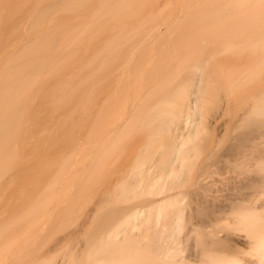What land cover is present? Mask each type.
Instances as JSON below:
<instances>
[{
  "label": "bare ground",
  "instance_id": "1",
  "mask_svg": "<svg viewBox=\"0 0 264 264\" xmlns=\"http://www.w3.org/2000/svg\"><path fill=\"white\" fill-rule=\"evenodd\" d=\"M131 1L0 0V145L18 123L31 121L29 109L33 104L37 103L39 110L46 107L59 110L71 100L93 110L95 130L85 138H92L100 147L99 161L107 157L111 142L115 144L121 138L127 119L129 124L148 130L147 141L138 152L139 156L150 153L148 157L140 156L136 168L140 173L133 177L143 178L141 170L154 167L155 161L149 159L153 152L150 148L157 142L161 145H156L159 150L153 148L161 158L156 180L149 182V190L152 187L159 198L146 210L139 207L110 210L97 221L77 251L60 259L51 255V248L35 245L39 236L35 224L45 210L56 205L52 199L57 196L52 195L59 184L54 181L46 190L29 189L16 195L19 198L9 210L3 209L0 196V264H264V30L254 32L259 34L252 36L254 41H250L252 37L249 39L252 48L245 40L251 55L248 75L253 90L236 93L233 159L230 163L224 156L219 191L215 195L219 203L216 202L217 207L196 209L185 220L180 206L183 195L175 194L174 190L183 184L185 169L193 160V147L199 138L206 62L199 54L198 60L184 69L163 63L152 66L149 74L157 80L150 83L147 77L137 84L138 88L149 86L146 91L150 93L139 97L134 93H111L110 82L124 74L129 61L120 62L113 71L109 68L112 55L116 59V50L125 42L124 33L127 29L134 30L121 16ZM245 11L238 10L237 16L244 17ZM216 13L219 19L227 16L223 10ZM109 14L120 16L111 24L110 32L96 42L94 61L85 65L86 62L77 60L78 46H84L95 19L104 21L106 27L109 25L108 19L107 23L101 19ZM205 16L215 17V13ZM155 30V34L160 32L158 28ZM145 38L141 36L140 43ZM242 73L243 77L246 72ZM39 93L43 95L39 97ZM117 104L127 109V118L118 122V117L114 123L110 115ZM63 171L66 175L67 167ZM62 175L59 178L65 177ZM16 178L1 187L3 194L12 193ZM140 184L138 180L122 182L120 195L134 197ZM138 226L142 228L141 234L134 232Z\"/></svg>",
  "mask_w": 264,
  "mask_h": 264
},
{
  "label": "rangeland",
  "instance_id": "2",
  "mask_svg": "<svg viewBox=\"0 0 264 264\" xmlns=\"http://www.w3.org/2000/svg\"><path fill=\"white\" fill-rule=\"evenodd\" d=\"M240 9H246L247 15L238 17ZM219 10H223L227 16L217 18L216 12ZM209 13H215V17H206ZM118 16L120 15L109 14L102 17L105 22L108 19L107 27V24H103L104 21L94 20L96 23L91 32L87 33L84 46H78L77 60L86 62L85 65L94 61L96 42L110 32L111 24ZM121 16L128 27L134 30H126L124 35L127 37L116 50V59L113 58L114 55L111 57L109 68L112 71L122 64L120 62L129 60L128 65L125 64L127 69L124 74L117 80L111 78V93H134L138 97L150 93L146 91L149 86L138 88L137 84L147 77H150V83L157 80V77L153 78L149 74L152 66L158 67L163 63L175 68L180 65L184 69L192 61L198 60L196 57L199 54L203 55L201 58L206 62L202 86L205 93L198 121L200 134L193 147V160L185 169L183 184L174 190L175 194L183 195L180 206L185 220H189L192 217H189L190 214H195L196 209L217 207L219 203V198H215V195H218L216 190L220 186L224 156H227L230 163L233 159L236 93H252L253 90V83L248 75L251 71V55L248 54L246 41H249L255 31L264 30V0H132ZM250 21L252 25L242 23ZM156 28L160 29L157 34L154 33ZM258 33L254 36L259 37ZM141 36H146L143 43L139 41ZM255 37L250 41H254ZM201 48H204L203 51ZM163 58L164 61H159ZM92 66L94 68V62ZM96 71L106 72H94ZM242 72H246L243 77ZM41 95L43 93L38 94L39 97ZM37 101L38 99L35 102ZM29 116L31 121L18 123V127L15 126L13 133L0 145V196L3 198L2 202H9L6 205L3 203V209L9 210L19 198L16 195L30 191L29 189L46 190L54 181L57 186L59 184V188L56 187L58 194L55 190L52 195L57 196L56 200L54 197L52 199L56 205L54 208H47L49 211L45 210L43 217L35 224L39 231L35 245L51 248L54 258L60 259L77 251L87 234L94 230L97 221L110 210L127 207L146 210L152 201L159 198L153 194L152 187L149 190V182L155 181L159 172L161 155L154 150L160 149V142L156 143L158 147L154 144L156 149H153L155 146L150 148L153 152L149 159L151 157L155 161L154 167L149 169L147 166L141 170L143 178L140 175L138 179L133 177L135 173H140L136 168L143 154L139 156L138 150L147 141L148 130L134 123L129 124L127 119L121 129V138L118 137L120 139L115 144L111 142L107 157L99 161L97 157L101 153L100 147L97 148L91 141L92 138H85L88 132L93 133L95 130V117L91 107H81L71 100L59 110L53 107L39 110L35 103L29 109ZM110 117L111 122L116 123L118 117L120 122L127 118V109L124 110L122 104H117ZM149 153H144L145 157ZM66 167L68 174L65 175L63 170ZM61 174L65 176L62 179L59 178ZM15 176L17 178L11 186L12 193L3 194V185ZM135 180L141 182L136 187V195H120L122 182ZM212 192L213 195L210 194ZM59 201H62L61 205H58ZM51 209H54L53 212ZM22 226L23 224L20 227ZM134 232L141 234L142 228L138 226Z\"/></svg>",
  "mask_w": 264,
  "mask_h": 264
}]
</instances>
